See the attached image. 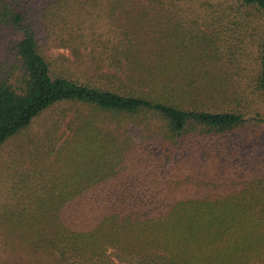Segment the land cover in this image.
<instances>
[{"label": "trees", "instance_id": "1", "mask_svg": "<svg viewBox=\"0 0 264 264\" xmlns=\"http://www.w3.org/2000/svg\"><path fill=\"white\" fill-rule=\"evenodd\" d=\"M3 40L0 146L68 106L20 151L0 264H264V0H0Z\"/></svg>", "mask_w": 264, "mask_h": 264}, {"label": "rangeland", "instance_id": "2", "mask_svg": "<svg viewBox=\"0 0 264 264\" xmlns=\"http://www.w3.org/2000/svg\"><path fill=\"white\" fill-rule=\"evenodd\" d=\"M137 8H139V7H137ZM139 11H140V9L133 12V14L137 13V16H138ZM161 15L162 14L160 12H158V13L157 12H148L144 16L140 15L144 21H146L151 27H153V31L151 33L150 41L144 42V45H146L145 51L148 55H150V53H153L152 51H154L160 47L165 49L167 52H170V53L172 52L170 50L171 42L168 40L169 38H167V36H166V38L163 39L162 36L165 34V32H168V31H169L168 34L170 35V37H173L175 34L173 33L172 30H169V26L166 27L167 25H164V24H161L158 22ZM126 16H127L126 18L131 19L130 15H126ZM138 20H140V17ZM146 22H145V24H146ZM167 28H168V30L164 31ZM254 39H255V37H254ZM254 39L252 37V42L257 41ZM5 40L0 41V55H2V56H4V54L8 53L7 44L3 43ZM247 42H249V41H247ZM253 47H255V44H253ZM61 50H62V54L67 55L69 53L67 50H63V49H61ZM58 52H59V50H56V49H50L48 51L49 56L52 57L53 59H57V60L60 59V57H58V55H59ZM199 52H200V50H196L195 52L190 53V55L196 56ZM190 55H185V56H190ZM253 55H254V48L252 50V57H253ZM66 106H68V104L59 103V104H56L52 109H47L42 114L33 117L31 119L28 127H27L28 128L27 130H30L32 132L26 134L25 136H22L21 138H19V137L15 138V139L9 138L10 139V140L8 139L9 141L7 140L5 143L2 144V146H0V201H2V198H4L6 196L5 190L8 187H10L11 183H13L14 180H17L18 176L22 173L21 172L22 166L19 165L22 157H20L19 154H20V151L24 150L23 145H24L25 141L32 140L35 136L34 133L37 132V130L40 131L42 129V127L46 126L49 119H50L49 122L54 121L56 118V112L61 111L62 107L64 108ZM258 108H259L260 113L262 115H264V104L263 105L258 104ZM52 111H54V112H52ZM38 123H40L39 129L37 126ZM256 142H264L263 127L257 136ZM241 156H242V153L239 152L236 155V158H241ZM25 162H27L26 159H25ZM22 163L24 164V162H22ZM23 164H21V165H23Z\"/></svg>", "mask_w": 264, "mask_h": 264}]
</instances>
